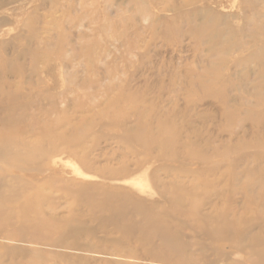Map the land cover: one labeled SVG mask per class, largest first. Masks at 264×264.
Masks as SVG:
<instances>
[{"label":"rangeland","instance_id":"1","mask_svg":"<svg viewBox=\"0 0 264 264\" xmlns=\"http://www.w3.org/2000/svg\"><path fill=\"white\" fill-rule=\"evenodd\" d=\"M263 46L264 0H0V264H264Z\"/></svg>","mask_w":264,"mask_h":264},{"label":"bare ground","instance_id":"2","mask_svg":"<svg viewBox=\"0 0 264 264\" xmlns=\"http://www.w3.org/2000/svg\"><path fill=\"white\" fill-rule=\"evenodd\" d=\"M257 33V32H256ZM252 35L253 40H257V34ZM263 33V32H262ZM238 49V48H237ZM248 59L251 61H255L257 66L261 67V77L264 79V46L263 47H257L255 50L253 49V52L248 57Z\"/></svg>","mask_w":264,"mask_h":264}]
</instances>
